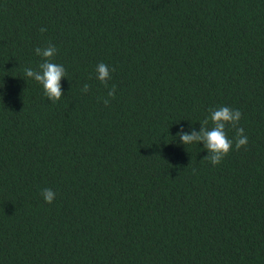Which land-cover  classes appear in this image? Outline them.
<instances>
[{
	"label": "trees",
	"instance_id": "trees-1",
	"mask_svg": "<svg viewBox=\"0 0 264 264\" xmlns=\"http://www.w3.org/2000/svg\"><path fill=\"white\" fill-rule=\"evenodd\" d=\"M222 105L249 143L214 166L177 133ZM0 264H264V0H0Z\"/></svg>",
	"mask_w": 264,
	"mask_h": 264
},
{
	"label": "clouds",
	"instance_id": "clouds-1",
	"mask_svg": "<svg viewBox=\"0 0 264 264\" xmlns=\"http://www.w3.org/2000/svg\"><path fill=\"white\" fill-rule=\"evenodd\" d=\"M39 31L45 33L47 32V28L41 27ZM57 52V47L51 42H49L47 46L36 47L35 53L42 58V62L39 64L38 69L32 67H26L24 69L25 76L42 85L45 96L53 103L58 102L64 95L61 80L63 77L67 76L65 67L62 64L55 63L53 60ZM114 71L115 68L110 69L107 64L101 62L96 66L97 79H99L106 88H109L108 82L112 79L111 73ZM81 91L83 93L89 92L90 85L85 83ZM115 97L116 85L113 84L109 88L107 97H102L101 99H103L105 106H107L110 104L111 99H115ZM208 112L209 116L200 121L202 127L199 131L193 128L191 132H186L181 128L177 136L186 146L203 142L204 148L208 150V155L203 159L210 161V163L215 166L219 165L232 150L234 141L229 138L226 131L229 126L234 129L236 133V150L242 147L246 150L249 140L248 136L245 135V129L239 126L243 115L241 110L222 105L215 108L210 107ZM209 121H211V128H209ZM41 195L49 204L53 203L56 197L55 191L51 188L43 189Z\"/></svg>",
	"mask_w": 264,
	"mask_h": 264
}]
</instances>
